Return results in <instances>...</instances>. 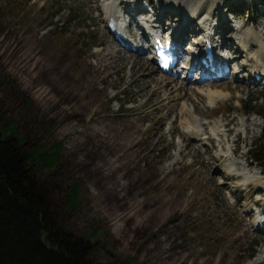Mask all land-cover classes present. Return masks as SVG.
<instances>
[{
	"label": "rangeland",
	"instance_id": "374dc122",
	"mask_svg": "<svg viewBox=\"0 0 264 264\" xmlns=\"http://www.w3.org/2000/svg\"><path fill=\"white\" fill-rule=\"evenodd\" d=\"M165 2L140 6L126 28L135 27L140 37L138 20L152 8L172 23L168 17L174 13L164 10ZM103 3L0 0V127L15 125L26 148L60 145L58 160L34 164L52 216L69 234L91 237V256L101 264H234L223 260L226 253L239 254L236 264H264V228L253 227L264 211V184L246 185L243 175L229 179L221 152L231 142L234 159L241 162L245 154L247 171L264 176V167L251 159L264 134V78H241L242 54L231 58L227 75L203 80L195 78L196 68L188 77L185 71L166 74L153 61L134 62L138 54L124 52L105 26ZM202 6L198 15L212 12L225 40L232 42L237 23L243 31L252 28L259 41L264 38L259 0H206ZM180 14L185 20V12ZM130 16L122 12L125 21ZM193 27L195 21L189 31ZM194 39L191 33L182 43L192 46ZM235 42L237 49L241 43ZM140 55L148 57L149 51ZM91 65L100 77L96 86L84 87ZM168 79L229 95L214 103L193 89L155 91L154 80L164 85ZM91 95L100 98V109L89 116ZM189 123L207 125L206 131L219 136L202 145L192 142ZM99 130L109 142L100 140ZM73 182L79 183V202L69 205Z\"/></svg>",
	"mask_w": 264,
	"mask_h": 264
},
{
	"label": "bare ground",
	"instance_id": "6f19581e",
	"mask_svg": "<svg viewBox=\"0 0 264 264\" xmlns=\"http://www.w3.org/2000/svg\"><path fill=\"white\" fill-rule=\"evenodd\" d=\"M100 1L104 2L102 5L104 9L103 15L105 17L103 18V22L105 23V26L109 28V31L112 34H114V37L116 38L114 39L117 42V44L125 48L124 52L138 54L136 57H133L134 62L136 60L142 63L150 61L151 65L153 62H155L157 68L159 69V67L161 66H159L158 64L159 54L157 52V48L162 45L169 44L171 46V51L175 53L176 59H179L183 54L184 55L187 54L184 57V61L187 64H184L183 61L181 62V65L184 69L186 68L188 70V68H190V71L187 73L188 77L191 75L193 69L196 68L197 70L200 71L199 73L201 75L200 76L198 74L197 76H195L196 79L199 78L203 80V78H207L208 76L211 79H213L216 77V73H220L221 71L224 70V68L229 66V64L231 63L230 62L231 58L233 57L236 58L238 54H242L243 55L242 66L247 71L246 70L244 71L243 77L241 78L244 81H249V82H254L257 78L256 76L257 74L260 75L262 78H264V38H261L259 41L256 32L252 28L249 27L248 29H246V31L245 30L243 31V28H245L244 25L242 23H237L235 25H232L234 28L237 29L236 35L232 36L231 38L233 39L232 42L231 40L230 41L225 40V35L227 34L226 33L225 34L222 33L221 35L219 34V32L217 31V27H221V23L220 21L219 22L214 21L215 17H213L214 15L212 12L206 13L203 16L198 15L201 8H203L202 4L205 3L206 0L203 1L183 0L184 2L178 0L175 1L174 5L172 0H166V2L163 5V8L164 10L168 9V11L171 12L172 14L174 13V16L169 15L168 17L169 20H172L171 21L172 23L170 24L165 23L163 20L164 18L160 17L161 15L158 16L156 14L157 10L154 11V13L151 16H149L151 12L149 10V13H147V15L144 17L145 20H143L142 18L141 20H138V24H140V28H141L140 37L136 35L135 27L132 31L131 29L126 28V24L124 23L125 18L122 17V12L125 10V11H129L132 14L131 17V23H132L134 20H136L135 19V15L137 14L136 9L145 6V2H143V0H100ZM158 1L163 2V0H158ZM181 11L185 12L186 14L185 20L181 19L180 17ZM176 21L178 22L176 23ZM193 21H195V27H193V31L191 32L189 31L190 29L189 23ZM167 26H169L170 28L168 27V29H166ZM165 30H169V33H165ZM225 30L226 28L224 29V31ZM243 32L246 33L245 39H243V34H242ZM191 33L195 35V39H194L195 44L192 46L191 45L187 46V42L185 43L182 42H184L187 35ZM240 34L242 38L239 37ZM133 35H135L134 37L135 42H132L131 40V37H133ZM235 39H238L239 42L241 43L237 49H235L234 46V44L236 43ZM175 45L176 47H178L179 51H177ZM225 48H227V50H224ZM147 51H150L148 57L140 55L141 53H147ZM208 63H210L212 67H216V70L213 71L211 66H207ZM134 70H136L135 66H134ZM176 71H179V69H176ZM222 75H227V73L224 72L222 73ZM166 81H167L166 84L161 85L160 84L161 80H154V83H156V86L158 87L155 91H160L161 93L165 94V92L173 90V92L177 94L178 91L181 90L193 89V91L195 90V92L198 94L205 93L209 98V100L214 103H216V101H220L221 99H225V97H222L223 95H229V93H225L222 90H211V89L205 90L203 88L195 89L196 86L194 87L188 86L189 85L188 82L182 79H178L177 81L168 79ZM190 82L193 83L194 81L192 80ZM208 84H212V83L210 82ZM163 86L170 87V90H168L167 87L161 89V87ZM170 92L168 95L171 94ZM157 95L159 96V93ZM186 126H187V136L189 140L199 145H202L204 142H205L204 144H206L207 140L213 141V138L215 139L216 136H219V134L218 133L216 134L213 130L212 131L213 133H215L216 136L213 135L211 132H208V129L206 131L207 125L201 126V124H198L193 126L192 124L189 123L186 124ZM225 130L227 131V133L225 131L224 132L227 135H229L228 133L230 129L228 130L225 129ZM224 138L225 137L223 138L221 137V139ZM223 146H225L224 147L225 150L222 149L221 152H223L224 155H226L223 156L229 162L227 163L229 165V170H230V172L228 173L229 179L236 178L237 176L240 177L243 175L244 179L246 180V185L253 183L254 185H257L258 188L261 187L262 184H264L263 181L264 176L262 175L261 172H259L260 174L257 172H255L254 174L251 173L252 174L251 175L247 171V167L249 165L246 163L245 154L243 155L245 161L243 159L241 160V162L236 161L237 158L234 159V152L232 151L233 149L231 147L232 146L231 142L224 143ZM231 154H232V159L230 158ZM235 162L237 164H235ZM261 213L262 214H256L255 216V220L253 224L254 228L257 229L264 228V211L262 210Z\"/></svg>",
	"mask_w": 264,
	"mask_h": 264
},
{
	"label": "trees",
	"instance_id": "16d2710c",
	"mask_svg": "<svg viewBox=\"0 0 264 264\" xmlns=\"http://www.w3.org/2000/svg\"><path fill=\"white\" fill-rule=\"evenodd\" d=\"M259 2L264 5V0ZM85 65L75 73L76 81L84 73ZM90 68L84 87L96 86L100 77L99 69L92 65ZM89 98L86 108L91 116V112L100 109V98L94 99V95ZM93 102L98 103L94 106ZM99 133L100 140H108L102 131ZM24 143L15 125L0 127V264H101L91 256L94 243L91 237H75L57 224L50 212L48 195L37 180L34 164L44 166L58 160L60 145L42 150L41 146L26 148ZM253 152L251 159L264 167V134L253 145ZM78 185L73 182L69 186L65 199L69 205L79 202ZM238 256L226 253L223 260L236 264Z\"/></svg>",
	"mask_w": 264,
	"mask_h": 264
}]
</instances>
